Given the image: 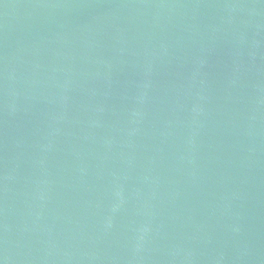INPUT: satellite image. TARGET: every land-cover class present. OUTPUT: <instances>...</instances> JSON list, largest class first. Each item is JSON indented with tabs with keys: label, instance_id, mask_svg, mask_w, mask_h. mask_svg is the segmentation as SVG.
Returning a JSON list of instances; mask_svg holds the SVG:
<instances>
[{
	"label": "water",
	"instance_id": "1",
	"mask_svg": "<svg viewBox=\"0 0 264 264\" xmlns=\"http://www.w3.org/2000/svg\"><path fill=\"white\" fill-rule=\"evenodd\" d=\"M0 264H264V0H0Z\"/></svg>",
	"mask_w": 264,
	"mask_h": 264
}]
</instances>
